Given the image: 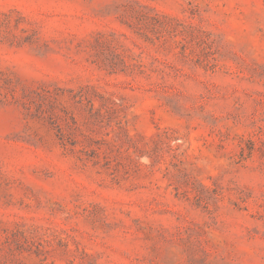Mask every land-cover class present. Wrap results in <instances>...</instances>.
I'll return each mask as SVG.
<instances>
[{"label": "rangeland", "instance_id": "obj_1", "mask_svg": "<svg viewBox=\"0 0 264 264\" xmlns=\"http://www.w3.org/2000/svg\"><path fill=\"white\" fill-rule=\"evenodd\" d=\"M0 264H264V0H0Z\"/></svg>", "mask_w": 264, "mask_h": 264}]
</instances>
